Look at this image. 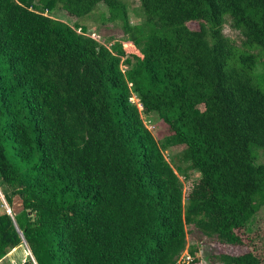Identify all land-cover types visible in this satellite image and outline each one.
Masks as SVG:
<instances>
[{"label": "trees", "instance_id": "16d2710c", "mask_svg": "<svg viewBox=\"0 0 264 264\" xmlns=\"http://www.w3.org/2000/svg\"><path fill=\"white\" fill-rule=\"evenodd\" d=\"M39 1L0 0V258L22 244L13 218L34 259L17 264H175L186 226L250 246L221 264H264V0H140L138 25L121 0ZM98 3L137 51L44 13ZM166 150L199 173L186 194Z\"/></svg>", "mask_w": 264, "mask_h": 264}, {"label": "rangeland", "instance_id": "374dc122", "mask_svg": "<svg viewBox=\"0 0 264 264\" xmlns=\"http://www.w3.org/2000/svg\"><path fill=\"white\" fill-rule=\"evenodd\" d=\"M126 9L127 19L130 25H138L145 21L146 15L142 9L140 0H121ZM44 5L42 1L34 0L33 8L41 9ZM44 13L66 22L71 27L75 28L78 33L85 36H90L97 40L99 43L110 47L114 42L120 41L125 44L127 51H137L134 45L127 39V34L124 32L122 21L119 18H111L104 4L98 3L89 12L83 14L82 16H73L67 13L59 5H55L51 10H44ZM190 28H197L198 24L195 21L188 22ZM223 33L230 38H234L236 43L239 44L241 39V34L238 30L232 29L228 23L223 25ZM124 58L120 60V66L124 71L129 67V64L123 61ZM131 101L136 103L141 114V118L147 126V128L153 133L156 139H161L163 136L168 134L167 126L163 121L155 114L148 113L145 114L141 110V105L135 96L131 97ZM178 152L176 150L164 151V155L168 160L174 159L173 168L176 172H179V177L183 185V193L186 194L191 188L192 184L199 177V173L193 169H186V163L182 160H178ZM175 155V156H174ZM259 160H264V152L261 151ZM183 169V173L180 172ZM5 186L0 179V212L11 210L4 198ZM185 202V199H183ZM14 208H19V200L14 198ZM252 221L256 225H264V205L261 206L252 216ZM264 232V226L260 229ZM186 247L180 253L175 264H221L218 255L221 253H228L232 255L242 254L250 248L246 241L242 244H229L221 242L215 237H209L204 235L200 230L193 226H186ZM193 248L194 255L189 253V250ZM9 253L6 257L0 258V264H17L21 263L22 259L25 260L28 256L30 257V252L27 247L22 243ZM10 251V250H9ZM8 251V252H9ZM31 258V257H30Z\"/></svg>", "mask_w": 264, "mask_h": 264}, {"label": "water", "instance_id": "95a60500", "mask_svg": "<svg viewBox=\"0 0 264 264\" xmlns=\"http://www.w3.org/2000/svg\"><path fill=\"white\" fill-rule=\"evenodd\" d=\"M6 212H7V213H10L9 210H6ZM12 220H13V222H14V224H15L16 230L18 231V233H19V235H20V238H21V240H22V243L27 247V249H28L29 252H30V257L33 259V255L31 254V251H30V249H29V247H28V244H27V242H26V240H25V238H24V236H23L22 231L18 228V226H17V224H16V222H15V220H14L13 218H12ZM33 260H34V259H33Z\"/></svg>", "mask_w": 264, "mask_h": 264}, {"label": "crops", "instance_id": "0c3cea01", "mask_svg": "<svg viewBox=\"0 0 264 264\" xmlns=\"http://www.w3.org/2000/svg\"><path fill=\"white\" fill-rule=\"evenodd\" d=\"M16 247H14V248H12L9 252H7L3 257H6V256H8L9 255V253L10 252H12V251H15L14 249H15ZM21 261H24L23 259L21 260Z\"/></svg>", "mask_w": 264, "mask_h": 264}]
</instances>
